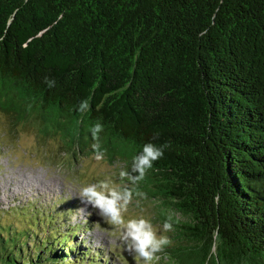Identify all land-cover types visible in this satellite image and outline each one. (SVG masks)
<instances>
[{"label":"trees","instance_id":"obj_1","mask_svg":"<svg viewBox=\"0 0 264 264\" xmlns=\"http://www.w3.org/2000/svg\"><path fill=\"white\" fill-rule=\"evenodd\" d=\"M0 112L129 170L169 144L131 182L174 213L164 264H264V0H0ZM7 213L0 264L101 256L50 210Z\"/></svg>","mask_w":264,"mask_h":264},{"label":"rangeland","instance_id":"obj_2","mask_svg":"<svg viewBox=\"0 0 264 264\" xmlns=\"http://www.w3.org/2000/svg\"><path fill=\"white\" fill-rule=\"evenodd\" d=\"M39 126L36 121L13 126L10 117L0 112L1 220L18 222V214L14 217L7 213L15 209H47L70 230L77 229V242L102 256L95 264H138L135 254L129 253L120 240L124 226L107 223L96 209L78 197L79 187L100 181L116 190L132 189L131 181L120 175L129 167L121 161L110 163L102 154L64 152L61 136L46 138L40 134ZM135 191L129 203L121 208L122 218L126 222L143 217L151 222L157 238L165 236L170 241L151 260L140 257L139 264H164L166 253L178 244L174 241V227L169 231L163 228L164 217H172L174 213L161 202Z\"/></svg>","mask_w":264,"mask_h":264},{"label":"clouds","instance_id":"obj_3","mask_svg":"<svg viewBox=\"0 0 264 264\" xmlns=\"http://www.w3.org/2000/svg\"><path fill=\"white\" fill-rule=\"evenodd\" d=\"M206 30L201 33L204 35ZM45 83L49 87L54 86L55 82L45 77ZM87 102L82 101L81 107H86ZM103 125L96 122L90 129L93 139H98V133L102 131ZM158 139V135L153 136V141ZM169 144H156L152 141L142 145L140 151L132 157L130 170L120 173L121 177H126L132 183H136L144 178L147 171L153 164L161 159ZM97 146L93 145L96 150ZM133 189L127 187L116 190L110 188L108 183L100 181L98 183H89L82 185L78 189V197L81 202L93 209H96L98 215L109 224L123 225L120 234L121 242L126 246V250L135 254L138 264L139 258L143 257L145 261L151 260L154 253L159 252L163 245L170 241L165 236L157 238L151 222L143 217L125 220L121 216V208L125 207L133 197ZM139 195V193H137ZM163 228L165 231L172 229V224L165 221Z\"/></svg>","mask_w":264,"mask_h":264}]
</instances>
